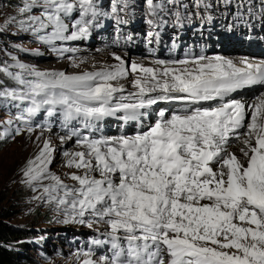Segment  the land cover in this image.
I'll return each mask as SVG.
<instances>
[{
	"label": "snow or ice",
	"instance_id": "snow-or-ice-1",
	"mask_svg": "<svg viewBox=\"0 0 264 264\" xmlns=\"http://www.w3.org/2000/svg\"><path fill=\"white\" fill-rule=\"evenodd\" d=\"M146 3L154 12L153 0ZM96 15L94 0H22L10 24L67 52L55 43L89 36ZM11 59L0 73L15 86L0 87V98L13 102L19 123L8 121L0 140L31 134L44 113L66 130L61 144H73L60 153L73 183L50 170L57 151L50 139L22 182L41 192L36 199L55 203L66 223L106 226L104 239L91 240L106 254L89 247L80 264H264V93L251 103L226 99L264 86V61L238 66L200 55L171 62L180 67L157 60L158 71L116 55L108 68L69 75ZM134 73L143 75L129 91L121 81ZM160 102L188 107L160 110L144 125L143 110ZM108 117L135 119L142 130L106 135Z\"/></svg>",
	"mask_w": 264,
	"mask_h": 264
},
{
	"label": "rangeland",
	"instance_id": "rangeland-1",
	"mask_svg": "<svg viewBox=\"0 0 264 264\" xmlns=\"http://www.w3.org/2000/svg\"><path fill=\"white\" fill-rule=\"evenodd\" d=\"M145 1L142 0L143 3ZM21 3L22 0H0L1 66L5 63H15L11 59L12 56H15L20 63L36 67L40 70L38 65L41 63H66L78 61L81 58L91 61V59L85 57L86 54L94 55L97 52L108 53L110 51H117H106L94 47H89L85 49L86 51L77 50L72 41H63V44H65L62 46V49L69 48L73 49V51L63 53L52 51L51 47L40 43L30 33L20 32L14 25L10 24L11 17L17 15L18 7L21 6ZM132 3L141 4V0H132ZM116 18H120V14H117ZM36 52H39L40 55H36ZM105 68L107 67L103 63H99L96 69L103 70ZM73 71L72 68H68L65 73L76 75L75 72L71 73ZM0 76H3L6 80L0 87L15 86L14 81H11L2 73H0ZM13 108H16L13 102L0 98V132H3L5 127H8V121H12V127L19 123L15 120ZM33 127L34 131L31 134L25 131L21 135H15L14 138L9 137L0 140V148L2 147L0 149V209L12 214L9 219H3L0 214V222L29 231L27 238L15 243V245L23 246L19 248L21 256L19 264H80L82 256H79V254L87 249L83 246L74 248L70 245V242L74 240L75 235L78 233L88 231L92 233L99 229L100 225L88 228L79 223H66L65 214L55 203L43 202L36 199L37 196L41 195V192L34 191L22 182L24 179L23 170L27 162L34 159L39 153L46 140L44 136L47 134L53 147L57 150L50 170L61 176L66 183H73L66 176L72 170L62 166L64 158L60 154L62 149H70L73 147V144L71 141L63 145L59 143V137L65 135L66 130L62 128L58 117H48L42 113L34 118ZM89 235L91 234H85L84 236L88 237ZM96 254L97 256L106 254V247L96 250Z\"/></svg>",
	"mask_w": 264,
	"mask_h": 264
},
{
	"label": "bare ground",
	"instance_id": "bare-ground-1",
	"mask_svg": "<svg viewBox=\"0 0 264 264\" xmlns=\"http://www.w3.org/2000/svg\"><path fill=\"white\" fill-rule=\"evenodd\" d=\"M86 51V50H85ZM96 51V50H95ZM94 51V52H95ZM119 55L122 59H124L128 64L130 65L131 63H135L137 65H141L146 68H153L156 70H160L162 67L161 65H158L156 63L157 60L161 59H150V58H145V57H139V56H134L132 60L128 58V55L125 54L124 52H118V51H110L108 53H98L94 55H85V57H88L91 59V61L83 60L81 58L78 61H72V62H66V63H41L38 66L40 67L41 71H48V72H66L68 68H72L74 71L71 72L72 74L75 72L76 75L78 74H83L87 73L88 70L89 72H96L99 71L98 69V64L103 63L107 68L111 65H114L118 63L115 59L114 56ZM79 59V58H78ZM167 62L166 60H164ZM169 66L171 67H180V65L172 64L171 62H167ZM102 70V69H101ZM143 75L142 73H134L128 77L127 80H122L121 83L129 90V91H135V89L132 88L131 81L134 79L135 76ZM264 91V90H263ZM264 92H259L256 95L250 96L248 98H240V100L248 101L249 103L254 102L255 99L261 95ZM46 140L49 139V136L47 134L44 136ZM60 138V137H59ZM60 141V140H59ZM61 143V142H59ZM66 144V143H63ZM61 144V145H63ZM239 145H234L233 150H237ZM72 148V147H71ZM70 148V149H71Z\"/></svg>",
	"mask_w": 264,
	"mask_h": 264
},
{
	"label": "trees",
	"instance_id": "trees-1",
	"mask_svg": "<svg viewBox=\"0 0 264 264\" xmlns=\"http://www.w3.org/2000/svg\"><path fill=\"white\" fill-rule=\"evenodd\" d=\"M0 81L5 83L6 80L3 76H0ZM0 214L3 219H9L12 216L10 212H4L2 209H0ZM28 232V230L19 229L7 223L0 222V264L20 263L21 256L19 248H22L23 246L15 245V243L16 241H21L22 239L27 238Z\"/></svg>",
	"mask_w": 264,
	"mask_h": 264
}]
</instances>
